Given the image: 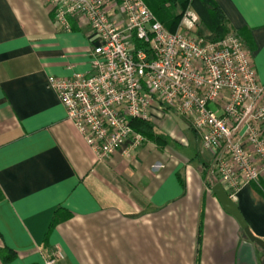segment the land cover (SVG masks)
Listing matches in <instances>:
<instances>
[{
    "label": "crops",
    "instance_id": "crops-1",
    "mask_svg": "<svg viewBox=\"0 0 264 264\" xmlns=\"http://www.w3.org/2000/svg\"><path fill=\"white\" fill-rule=\"evenodd\" d=\"M212 1L264 84V0ZM69 24L61 30L44 0H0V250L14 254L0 264L56 251V264H264L212 193L225 187L190 124L194 147L168 114L151 123L163 141L96 159L48 84L91 69L88 24ZM232 201L264 240V173Z\"/></svg>",
    "mask_w": 264,
    "mask_h": 264
},
{
    "label": "built area",
    "instance_id": "built-area-1",
    "mask_svg": "<svg viewBox=\"0 0 264 264\" xmlns=\"http://www.w3.org/2000/svg\"><path fill=\"white\" fill-rule=\"evenodd\" d=\"M54 22L85 19L93 35L87 75L49 77L69 120L100 162L143 143L130 120L152 123L176 111L190 119L211 172L234 200L241 186L264 173V84L231 33L211 41L196 32L188 9L168 32L143 0H44ZM211 106H214L213 109ZM56 251L42 264H56Z\"/></svg>",
    "mask_w": 264,
    "mask_h": 264
},
{
    "label": "trees",
    "instance_id": "trees-1",
    "mask_svg": "<svg viewBox=\"0 0 264 264\" xmlns=\"http://www.w3.org/2000/svg\"><path fill=\"white\" fill-rule=\"evenodd\" d=\"M149 10L154 15L155 19L159 21L168 32H174L178 28L183 14L191 9L198 16L199 23L208 32L205 35L206 39L215 41L222 39L225 36L234 33L242 42L240 34L234 32L228 25L227 20L222 14L221 10L214 4L212 0H143ZM243 44V43H242ZM244 46V44H243ZM129 124L134 131L143 135L144 139L153 142L163 141V137L157 133L151 123L140 120H130ZM215 182L208 183L211 188ZM1 200V192H0ZM243 237H245L242 231ZM258 247V246H257ZM8 250H0V255L3 261L10 260L14 257L12 252Z\"/></svg>",
    "mask_w": 264,
    "mask_h": 264
},
{
    "label": "water",
    "instance_id": "water-1",
    "mask_svg": "<svg viewBox=\"0 0 264 264\" xmlns=\"http://www.w3.org/2000/svg\"><path fill=\"white\" fill-rule=\"evenodd\" d=\"M212 193L216 196L218 202L220 203L222 209L231 215L239 224L241 230L243 231L245 237L261 249H264V240L259 239L255 237L249 230V228L246 225V222L244 221L240 211L238 210L237 206L235 203L229 199L227 196L225 190L223 187L218 183L215 184L211 188Z\"/></svg>",
    "mask_w": 264,
    "mask_h": 264
},
{
    "label": "rangeland",
    "instance_id": "rangeland-1",
    "mask_svg": "<svg viewBox=\"0 0 264 264\" xmlns=\"http://www.w3.org/2000/svg\"><path fill=\"white\" fill-rule=\"evenodd\" d=\"M196 32L198 34H203L207 35L208 32L207 30L202 26V25H197ZM169 116L173 119V121L176 123V127L180 134L183 136L182 138L184 140H187L191 147L195 146V137L193 133L187 128V126L190 124V119L186 116H183L182 114L176 112V111H171L169 113ZM198 145L200 144L199 138H197ZM213 176V174H211ZM215 182V180H211L210 183Z\"/></svg>",
    "mask_w": 264,
    "mask_h": 264
}]
</instances>
